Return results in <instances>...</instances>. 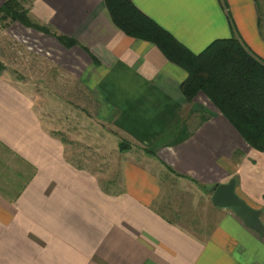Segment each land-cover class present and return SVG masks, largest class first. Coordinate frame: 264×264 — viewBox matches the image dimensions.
I'll list each match as a JSON object with an SVG mask.
<instances>
[{"label":"crops","instance_id":"obj_1","mask_svg":"<svg viewBox=\"0 0 264 264\" xmlns=\"http://www.w3.org/2000/svg\"><path fill=\"white\" fill-rule=\"evenodd\" d=\"M132 1L194 52L235 36L264 61V0ZM20 2L50 32L17 19L0 26V264H264V238L230 209L212 204L213 224L197 233L157 204L163 178L213 191L234 177L264 222V150L202 91L186 99V70L121 30L104 0ZM57 75L78 84L118 143L129 141L126 150L117 144L119 154L139 146L153 163L121 159L111 178L114 170L70 157L39 110L50 93L43 83Z\"/></svg>","mask_w":264,"mask_h":264},{"label":"trees","instance_id":"obj_2","mask_svg":"<svg viewBox=\"0 0 264 264\" xmlns=\"http://www.w3.org/2000/svg\"><path fill=\"white\" fill-rule=\"evenodd\" d=\"M104 2L111 19L121 30L154 43L170 61L186 70L187 76L180 84L186 99L202 91L251 146L264 150L263 60L235 36L215 38L202 50L194 52L141 11L132 0ZM26 12L20 0H6L0 5L1 18L17 19L49 31L46 26L31 22ZM56 37L66 46L76 43L72 37L62 34H56ZM3 68L0 60V72ZM130 146L127 139L120 138V150ZM146 151L155 154L153 149ZM176 174L195 181L185 174Z\"/></svg>","mask_w":264,"mask_h":264},{"label":"rangeland","instance_id":"obj_3","mask_svg":"<svg viewBox=\"0 0 264 264\" xmlns=\"http://www.w3.org/2000/svg\"><path fill=\"white\" fill-rule=\"evenodd\" d=\"M9 20L0 17V26L7 24ZM32 70L38 71L41 76L39 69L32 68ZM58 77L54 76L43 83L50 89V93L48 104L44 106L45 109L39 103V110L45 116L47 125L66 139L67 152L70 157L74 158L77 163L98 169V171L108 168L109 171L114 170L111 178L116 176L121 159L130 157L146 165L149 164V166L153 163L152 160H141L138 155H142L143 151L139 146L132 147L131 153L128 152L129 156L119 154L116 134L112 132L113 129L109 128L110 125L107 122L96 121L94 113H91L89 97L85 96L82 90H77L78 84L68 75ZM78 91L82 94L80 95ZM161 165L155 163L153 166L159 175L165 172ZM163 183L162 195L157 201L159 207H163V211L171 217H179L181 223L193 231L204 233L214 221L212 191L202 190L188 179L173 176L168 179L163 178ZM165 203H168V206L164 207Z\"/></svg>","mask_w":264,"mask_h":264},{"label":"water","instance_id":"obj_4","mask_svg":"<svg viewBox=\"0 0 264 264\" xmlns=\"http://www.w3.org/2000/svg\"><path fill=\"white\" fill-rule=\"evenodd\" d=\"M234 177L215 185L211 193V202L214 206L228 208L238 215L246 225L264 238V222L261 220V209L251 206L236 192Z\"/></svg>","mask_w":264,"mask_h":264}]
</instances>
